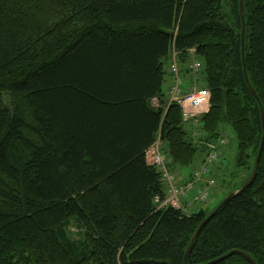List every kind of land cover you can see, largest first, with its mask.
Segmentation results:
<instances>
[{"label": "trees", "instance_id": "obj_1", "mask_svg": "<svg viewBox=\"0 0 264 264\" xmlns=\"http://www.w3.org/2000/svg\"><path fill=\"white\" fill-rule=\"evenodd\" d=\"M245 12L264 109V0ZM173 54L185 86L211 93L199 138L169 105ZM226 126L246 174L228 197L252 176L264 134L240 0H0V264H185L218 206L161 207L167 184L146 153L160 140L185 171ZM232 251L264 264V151L255 183L203 228L188 264Z\"/></svg>", "mask_w": 264, "mask_h": 264}, {"label": "built area", "instance_id": "obj_2", "mask_svg": "<svg viewBox=\"0 0 264 264\" xmlns=\"http://www.w3.org/2000/svg\"><path fill=\"white\" fill-rule=\"evenodd\" d=\"M201 66V63L194 59L188 68L197 73L200 71ZM169 71L173 80V83L168 88L169 105H178L182 111L183 121L186 123L192 122L197 130L200 127V118L204 114L203 110L210 105L211 93L208 89L200 88L195 83L185 86L188 80L181 76V66L176 58H172ZM194 135L198 136V132L195 131ZM160 142L158 140L146 153L149 164L163 173V181L167 184L165 200L162 201L158 197L156 198V203L161 207H173L186 212L189 211L192 205L206 203L216 185L215 179L210 176V171L211 166L218 159V147L211 146V151L203 166L196 169L187 180H181L176 176L177 174L166 173L169 169V161L163 150L159 149ZM220 144H224L222 140Z\"/></svg>", "mask_w": 264, "mask_h": 264}, {"label": "rangeland", "instance_id": "obj_3", "mask_svg": "<svg viewBox=\"0 0 264 264\" xmlns=\"http://www.w3.org/2000/svg\"><path fill=\"white\" fill-rule=\"evenodd\" d=\"M171 58H176L179 62V57L177 54H173L171 56ZM194 59H195V57L191 56V60H194ZM179 64H180V62H179ZM180 66H181V64H180ZM179 79H181V77H179ZM197 81H199V80H197V79L195 80L196 84H197ZM171 83H173V80H170V84ZM197 86H199V85L197 84ZM166 87H168V85ZM203 89H205V88H203ZM207 109L208 108H205L203 111H207ZM221 140L224 143V144H222V150L219 151L218 159L211 166V171H210V176H212V178L215 179L216 185L213 188L212 193L210 195V198L207 200V202L204 204L192 205L190 208H192L193 210L189 208L190 212L191 211L192 212L201 211V209H207V210L212 209V208L215 209L217 206H219L226 199L225 197L227 196V194H229V192L232 189H235L236 184L237 183L240 184L242 179L244 177H246V174L243 173L241 168L238 167V162H237L238 140H237L236 134L234 133V131L229 126H226L224 128V133H223V137L221 138ZM206 146H208V144H206ZM163 147H164L163 143L160 142L159 143V149L163 150ZM218 149H220V148H218ZM224 150H226V153L224 152ZM163 153L166 155V157L169 161V169L166 171V173L167 174H174V175L177 174L176 176H178L181 180H187V178L189 177L188 173L193 172L194 168L195 169L201 168L203 166V164L205 163L206 158L209 154L208 151L205 154H199L197 161L195 163L196 166H191V167L185 169V171L178 170V171L174 172L170 168V163H171L170 158L168 157L167 153L164 150H163ZM150 159H151V157H150ZM147 163L149 164L148 159H147ZM218 191H221V192H218ZM70 231H71L70 232L71 235H72V233L73 234L79 233V231L75 227L72 228ZM77 235L76 234H75V236L72 235V237L73 238L75 237V239L76 238L79 239Z\"/></svg>", "mask_w": 264, "mask_h": 264}, {"label": "water", "instance_id": "obj_4", "mask_svg": "<svg viewBox=\"0 0 264 264\" xmlns=\"http://www.w3.org/2000/svg\"><path fill=\"white\" fill-rule=\"evenodd\" d=\"M240 11H241V19H242V54H243V62L245 65V77H246V81L248 83L249 88L251 89L253 95L255 96V98L259 101L260 104V108H261V115H262V124H263V129H264V109L260 103L258 94L256 93V91L254 90V88L252 87L249 78H248V73H247V69H246V61H245V46H246V12H245V0H240ZM264 151V134H263V139H262V144H261V148H260V152L258 154V157L256 159V163H255V168L253 171L252 176L250 177V179L247 181V183L245 185H243L239 190L231 193L228 197H226V199L205 219V221L199 226L191 246L189 247L186 255H185V264H188V259H189V255L193 249L194 243L198 237V235L200 234V232L203 230V228L218 214V212L221 210V208H223L226 204H228L230 201H232L237 195H239L240 193L244 192L245 190H247L248 188H250L256 181L257 178V172H258V167L260 164V160L262 157ZM235 254H241L244 257H246L252 264H257L255 262V260L246 252H241V251H232L230 252L228 255H225L213 262H210L208 264H217L223 260H226L228 258H230L231 256L235 255Z\"/></svg>", "mask_w": 264, "mask_h": 264}, {"label": "crops", "instance_id": "obj_5", "mask_svg": "<svg viewBox=\"0 0 264 264\" xmlns=\"http://www.w3.org/2000/svg\"><path fill=\"white\" fill-rule=\"evenodd\" d=\"M169 84H170V81H169ZM206 112H209V108L207 109V111ZM224 148V147H223ZM222 150V147H220V151ZM224 152L226 153V150H224ZM220 190V189H219ZM218 192H221V191H218ZM217 192V193H218ZM216 193V192H215Z\"/></svg>", "mask_w": 264, "mask_h": 264}]
</instances>
